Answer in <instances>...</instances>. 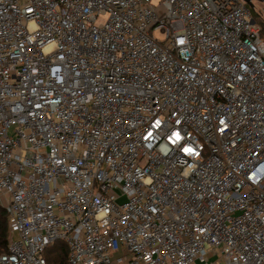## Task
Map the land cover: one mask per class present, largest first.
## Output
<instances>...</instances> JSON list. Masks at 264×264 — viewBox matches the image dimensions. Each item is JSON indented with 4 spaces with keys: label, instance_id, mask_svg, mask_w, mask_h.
<instances>
[{
    "label": "built area",
    "instance_id": "obj_1",
    "mask_svg": "<svg viewBox=\"0 0 264 264\" xmlns=\"http://www.w3.org/2000/svg\"><path fill=\"white\" fill-rule=\"evenodd\" d=\"M253 21L242 0H0V264L57 242L68 264H264Z\"/></svg>",
    "mask_w": 264,
    "mask_h": 264
},
{
    "label": "trees",
    "instance_id": "obj_2",
    "mask_svg": "<svg viewBox=\"0 0 264 264\" xmlns=\"http://www.w3.org/2000/svg\"><path fill=\"white\" fill-rule=\"evenodd\" d=\"M260 3V2H259ZM264 6L262 3H260ZM252 16L256 24L261 29V37L264 40V19L262 18V12L257 11V9L252 10ZM13 236L9 227V216L4 207L0 205V256L8 251V246L12 240ZM69 251L63 250L59 255L47 258L49 264H68Z\"/></svg>",
    "mask_w": 264,
    "mask_h": 264
},
{
    "label": "rangeland",
    "instance_id": "obj_3",
    "mask_svg": "<svg viewBox=\"0 0 264 264\" xmlns=\"http://www.w3.org/2000/svg\"><path fill=\"white\" fill-rule=\"evenodd\" d=\"M162 2H163V0H152V5L155 7H158ZM253 3H254V9H257V11L262 12V18L264 19V6H262L260 4L261 2L259 3V1H254ZM106 19H107L106 16L101 17L99 19V22H103V21L105 22ZM154 35L160 41L165 39V35L159 31L156 32ZM263 38H264V36H263ZM4 204H5V200L0 198V205H4ZM64 249L68 250L67 245L62 243V242H57L56 244H52L49 246L45 255H46V257L56 256V255L61 254ZM214 260L218 261L219 259H218V257H215V258L211 259L210 261L213 262ZM218 262H219L218 264H224V259H221Z\"/></svg>",
    "mask_w": 264,
    "mask_h": 264
},
{
    "label": "water",
    "instance_id": "obj_4",
    "mask_svg": "<svg viewBox=\"0 0 264 264\" xmlns=\"http://www.w3.org/2000/svg\"><path fill=\"white\" fill-rule=\"evenodd\" d=\"M243 2H245V4L251 9V10H254V1L255 0H242ZM254 23V21H253Z\"/></svg>",
    "mask_w": 264,
    "mask_h": 264
},
{
    "label": "crops",
    "instance_id": "obj_5",
    "mask_svg": "<svg viewBox=\"0 0 264 264\" xmlns=\"http://www.w3.org/2000/svg\"><path fill=\"white\" fill-rule=\"evenodd\" d=\"M255 1H259V0H255ZM260 2V1H259Z\"/></svg>",
    "mask_w": 264,
    "mask_h": 264
},
{
    "label": "snow or ice",
    "instance_id": "obj_6",
    "mask_svg": "<svg viewBox=\"0 0 264 264\" xmlns=\"http://www.w3.org/2000/svg\"><path fill=\"white\" fill-rule=\"evenodd\" d=\"M177 136H178V134H177ZM179 138V137H178Z\"/></svg>",
    "mask_w": 264,
    "mask_h": 264
}]
</instances>
